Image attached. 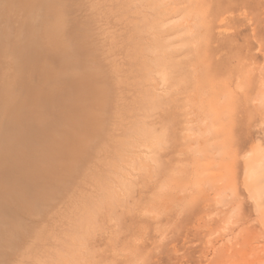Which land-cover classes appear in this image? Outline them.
I'll return each instance as SVG.
<instances>
[{"label":"rangeland","instance_id":"obj_1","mask_svg":"<svg viewBox=\"0 0 264 264\" xmlns=\"http://www.w3.org/2000/svg\"><path fill=\"white\" fill-rule=\"evenodd\" d=\"M28 2L0 0L4 86L30 90L13 125L26 185L0 186L14 201L0 264H264V0L37 1L31 25ZM139 125L156 143H127ZM28 138L45 143L34 169Z\"/></svg>","mask_w":264,"mask_h":264},{"label":"bare ground","instance_id":"obj_2","mask_svg":"<svg viewBox=\"0 0 264 264\" xmlns=\"http://www.w3.org/2000/svg\"><path fill=\"white\" fill-rule=\"evenodd\" d=\"M12 1V0H11ZM29 2V10H27L26 9V11H29L28 12V14L26 15L27 16V20H28V22L30 23V25H31V22H33V17L35 16V13H34V11H33V7H34V4L38 1L39 3H41L42 5L41 6H46L47 4H48V1L49 0H28ZM2 3V2H1ZM10 3V2H9ZM20 3V2H19ZM93 3V2H92ZM95 4V3H94ZM113 4V3H112ZM23 7V6H22ZM3 8V7H2ZM22 9H25V7L24 8H22ZM123 10V9H122ZM25 11V12H26ZM119 12V11H118ZM99 14H101V13H99ZM120 14V13H119ZM117 15V14H116ZM133 15V14H132ZM103 16V15H102ZM102 16H100V17H102ZM99 17V18H100ZM223 19V18H222ZM80 20V19H79ZM82 20V19H81ZM22 23V22H21ZM26 23V22H25ZM122 24H124V23H122ZM144 24V23H143ZM26 25V24H25ZM138 25V24H137ZM22 26H24L23 24H22ZM117 26V25H116ZM28 27H30V26H28ZM139 28H141V27H139ZM30 30V29H29ZM137 31H139V30H137ZM31 32V31H30ZM112 32V31H111ZM82 33V32H81ZM144 33V32H143ZM141 35V34H140ZM146 35V34H145ZM81 36V35H80ZM83 36V35H82ZM127 36V35H126ZM2 35H1V31H0V43H2ZM113 37V36H112ZM84 38V37H83ZM115 38V37H114ZM80 40V39H79ZM149 40V39H148ZM4 41V40H3ZM125 41H128V40H125ZM136 43V42H135ZM140 43V42H139ZM39 43H37V42H30L29 43V45L27 46V47H25V53H26V55H25V57L31 62L32 60L34 61V58H35V56L37 55V51H36V49H35V47L36 46H39L38 45ZM133 45V44H132ZM72 46H74V44L72 45ZM147 46V45H146ZM1 47V46H0ZM106 47H108V46H106ZM126 47H128V46H126ZM75 48V47H74ZM83 48V47H82ZM110 48H112V47H110ZM130 48V47H129ZM128 48V49H129ZM81 49V48H80ZM84 49V48H83ZM82 50V49H81ZM87 50V49H86ZM148 51V50H147ZM77 52V51H76ZM69 53V52H68ZM88 53V52H87ZM83 54H85V53H83ZM130 54H132V53H130ZM129 54V55H130ZM76 55V54H75ZM135 55H137V54H135ZM148 55V54H147ZM85 56V55H84ZM86 57V56H85ZM131 57H133V56H131ZM148 57H151V55L150 56H148ZM90 58V57H89ZM137 58H139V57H137ZM87 59V58H86ZM132 59V58H131ZM139 60V59H138ZM149 60V59H148ZM153 60V59H152ZM62 61H65V60H62ZM119 61V60H118ZM154 61V60H153ZM64 62H62L61 64H63ZM81 63V62H80ZM134 63V62H133ZM137 63V62H136ZM149 63H151V62H149ZM77 64V63H76ZM94 64V63H93ZM123 64V63H122ZM141 64V63H140ZM66 65V64H65ZM84 65V64H83ZM149 65H151V64H149ZM39 66V65H38ZM70 66V65H69ZM77 66H79V65H77ZM118 66V65H117ZM146 67H143V68H145V69H142V68H140L142 71H141V73L144 75V76H148V75H150V73H151V71H152V69H146V68H148L147 67V65H145ZM66 67V66H65ZM18 68V67H17ZM69 68V67H68ZM70 68H72L71 66H70ZM157 68V67H156ZM0 69H1V67H0ZM34 69V70H33ZM79 69V68H78ZM93 69V68H92ZM2 70V69H1ZM31 71L32 72V70H33V74H34V71L35 72H37L38 71V67L35 65V64H32L30 67L29 66H27V68H23L22 67V69H21V72H22V74L23 75H25L24 74V72L25 71ZM67 70V69H66ZM71 70V69H70ZM86 71H87V69H85ZM103 71V70H102ZM119 71V70H118ZM2 72H3V70L1 71V74H0V163L2 162V161H7L8 163H9V165L7 166V167H1L0 166V186H2V187H4V188H6L7 190H8V192L10 193L9 195H11V196H13V198L14 197H16L15 195L17 194V191H22L21 189L20 190H17V185L18 184H20V183H23L24 182V177H25V175L23 174V170L26 168V167H24V164H23V162H24V160H22V158L23 157H18V155H16L15 153H16V151H14V150H16L15 148H16V145H17V143H16V140H17V137L19 136V133L21 132V131H19V128H15V127H13V125L15 124V123H17L19 120H22V117L20 116V113H18L17 115H15V109L16 108H18V107H21V105H23L26 101H28V99L30 98V90L28 89V86H20V87H15V88H12V86H11V84L13 83V82H15L14 80H12L7 86H4V78H3V75H4V72H3V74H2ZM154 72H155V70H154ZM91 74V73H90ZM93 74V73H92ZM154 73H152L151 75H153ZM2 75V76H1ZM35 75V74H34ZM62 75H64L63 73H62ZM72 76V75H71ZM75 76V75H74ZM74 76H73V78L72 79H75L74 78ZM81 76L83 77V75L81 74ZM87 76V75H86ZM97 76V75H96ZM109 76V75H108ZM128 76V75H127ZM140 76H141V74H140ZM155 77H156V75H154ZM78 77V76H77ZM99 77V76H98ZM141 77H143V76H141ZM68 78V77H67ZM79 78V77H78ZM78 78H76V79H78ZM87 78H90V77H87ZM150 78V77H149ZM158 78V77H157ZM80 79V78H79ZM134 79V78H133ZM65 80V79H64ZM82 80V79H81ZM90 80V79H89ZM89 80H88V82H89ZM94 80V79H93ZM96 80V79H95ZM99 81L101 80V78H99L98 79ZM17 81H18V79H17ZM17 81H16V83H17ZM83 82V84H85V82L84 81H82ZM157 82V81H156ZM69 83V82H68ZM94 83V82H93ZM100 83V82H99ZM75 84H77V83H75ZM74 84V85H75ZM96 84H97V82H96ZM100 84H102V83H100ZM105 84V83H104ZM110 84V83H109ZM17 85V84H16ZM82 85V84H81ZM87 85H88V83H87ZM91 85H93L92 84V81H91ZM95 85V84H94ZM143 85V84H142ZM77 86H80V85H77ZM106 86H109V85H106ZM81 87H83V86H81ZM86 87V86H85ZM100 87V86H99ZM103 87L105 88V85H103ZM149 86H147V88H148ZM4 88H7V90H8V93H6V92H2V90L4 89ZM80 87H78V89H79ZM98 88V87H97ZM140 88H142V86L140 87ZM85 89V88H84ZM146 89V88H145ZM149 89V88H148ZM150 89H152V88H150ZM88 90H89V88H88ZM99 90V89H98ZM153 90V89H152ZM105 92H106V90H104ZM135 91H136V89H135ZM12 92V93H11ZM77 92H79V91H77ZM65 93V92H64ZM63 93V94H64ZM72 93V92H71ZM106 93H108V92H106ZM141 93V92H140ZM146 93H148V91L146 92ZM151 93H155V91H151ZM109 94V93H108ZM138 94V93H137ZM67 95V94H66ZM66 95H65V97H66ZM70 95V94H69ZM69 95H67V97L69 96ZM72 95V94H71ZM123 95V94H122ZM125 95V94H124ZM140 95H142V96H147V97H145V98H150V99H144V98H142V96H140ZM139 96H140V98H139V96H137L139 99H143V101H137V102H142L141 104H145L146 102H150L152 99H156V97L155 96H153V95H149V94H147V95H144V93H142V94H140ZM104 96V95H103ZM15 97L17 98V100L15 99ZM71 98H73V96H70ZM87 97H89L90 98V96H87ZM120 97H121V95H120ZM124 97V96H123ZM153 97V98H152ZM19 98V99H18ZM88 98V99H89ZM104 98V97H103ZM117 98V97H116ZM69 99V98H68ZM68 99H66V100H68ZM73 99H75V98H73ZM77 99V98H76ZM83 99H85V98H83ZM109 99V98H108ZM124 99V98H123ZM86 100V99H85ZM106 100V99H105ZM131 100V99H130ZM145 100H147V101H145ZM150 100V101H149ZM62 101V100H61ZM93 101H96V100H93ZM132 101V100H131ZM63 102V101H62ZM126 102V101H125ZM127 102H128V100H127ZM29 104H31L32 102L30 101V102H28ZM105 103V102H104ZM103 103V104H104ZM62 105L63 104H65V103H61ZM73 104V103H72ZM90 104H92V103H90ZM147 104H149V103H147ZM147 104H145L144 106H147ZM76 105V104H75ZM88 106V105H87ZM115 106V105H114ZM118 105H116V107H117ZM61 107V106H60ZM101 107V106H100ZM140 107H141V105H140ZM76 108H78L77 110H79V107L77 106ZM101 108H103V107H101ZM119 108V107H118ZM136 108V107H135ZM66 109V108H65ZM129 109V108H128ZM146 109V108H145ZM116 111H118V110H116ZM147 111V110H146ZM145 111V113H149V109H148V112H146ZM13 112V115H11L10 113H12ZM110 112V111H109ZM134 112V111H133ZM139 112V111H138ZM144 112V111H143ZM140 114V113H139ZM135 115H137V114H135ZM89 116V115H88ZM12 117V118H11ZM29 119H26V120H33L35 117L34 116H31L30 117V115L29 116H27ZM26 117V118H27ZM55 117H57L56 119H57V121L59 120V118H60V116H55ZM59 117V118H58ZM126 117V116H125ZM135 117V116H134ZM53 118V117H52ZM67 118V117H66ZM94 118V117H93ZM99 118V117H98ZM122 118V117H121ZM63 119H64V117H63ZM74 119V118H73ZM120 119V118H119ZM110 120V119H109ZM139 120V119H138ZM61 122L63 121L64 122V120H60ZM60 121H58V122H60ZM101 121V120H100ZM105 121V120H104ZM122 121V120H121ZM33 122V121H32ZM53 122V125H54V122H55V120H53L52 121ZM84 122V121H83ZM30 123V122H29ZM103 123V122H102ZM137 123V122H136ZM143 123V122H142ZM57 123H55V125H56ZM64 125H65V123H63ZM85 124H87V123H85ZM97 124V123H96ZM35 125V124H34ZM36 125H39V124H36ZM48 125V124H47ZM49 125H50V123H49ZM57 125H59V124H57ZM102 125H105V124H102ZM132 125V124H131ZM134 125H136V124H134ZM86 126H88V125H86ZM50 127H55V126H51L50 125ZM57 128H58V126H56ZM56 127H55V129H56ZM59 127H60V125H59ZM62 127V126H61ZM106 127V126H105ZM127 127H129V126H127ZM132 127V126H131ZM131 127H129V128H131ZM110 128V127H109ZM49 129V128H48ZM54 129V130H55ZM30 129H28L27 131L28 132H31V131H29ZM53 130V129H52ZM97 130V129H96ZM126 130H128V129H126ZM148 130H149V128H148ZM148 130H146L145 129V127L142 125V126H140L139 125V127H136V128H134V127H132L131 129H130V131L132 132V133H130L129 135H128V137H127V139H128V141L129 142H127L128 144H131L132 145V147H134V148H136V149H138V147L139 146H149L148 145V140H150V138L148 139V135H147V131ZM27 131H25L26 133H28ZM103 131V130H102ZM47 132V131H46ZM45 132V133H46ZM55 132V131H54ZM112 132V131H111ZM149 132V131H148ZM35 132H33V134H34ZM25 134V133H24ZM29 134V133H28ZM46 134H48V133H46ZM53 134H55V133H53ZM63 134V133H62ZM98 134V133H97ZM29 135H32V134H29ZM29 135H27L26 134V136H29ZM36 137H37V140H38V137H39V139H41L40 138V136H38L37 135V133L36 134H34ZM49 135H51V134H49ZM49 135H47V137L49 136ZM87 136H88V134H86ZM25 136V135H24ZM23 136V137H24ZM25 136V137H26ZM42 136V135H41ZM93 136H95V134H93ZM113 136V135H112ZM44 137V136H43ZM42 137V138H43ZM57 137V136H56ZM55 137V138H56ZM90 137V136H89ZM50 139V138H49ZM92 139V138H91ZM36 140V141H37ZM93 140V139H92ZM35 140H33V138H28L27 140H25L24 141V144L26 145L25 147H22V148H25V149H27L28 151H27V155L26 154H23V153H25L26 151L24 150V152L22 153L23 155H25V159H28L31 163V167H32V165H37L36 163H40L41 161V159H44V158H42V156H43V154H44V152H45V143H43V142H46V141H44V140H42V143L44 144L43 146H39V145H37V147L35 148L34 147V145H36V144H31V143H33ZM151 141V143L152 142H155V141H152V140H150ZM17 142H20L21 143V140H20V137H19V140L17 141ZM41 142V141H40ZM52 142V141H51ZM83 142H84V140H83ZM132 142H134L135 144L137 143L138 144V146L137 147H135L134 146V144L132 143ZM11 143V144H10ZM13 143V144H12ZM120 143V142H119ZM156 143V142H155ZM155 143H153V144H155ZM29 144H31V145H29ZM40 144V143H39ZM47 144H49V143H47ZM89 144H91V143H88V145ZM123 144H125V143H123L122 142V145ZM136 144V145H137ZM14 145H15V147H14ZM33 145V146H32ZM66 145V144H65ZM85 145V144H84ZM92 145V144H91ZM105 145V144H104ZM131 145H129L128 147H125L124 145V147L125 148H123V146H121V144H120V146H121V148H123V150H125V149H128L129 151H130V148H132V147H130ZM257 145V144H256ZM19 146V145H18ZM17 146V147H18ZM22 146V145H21ZM21 146H19V147H21ZM39 146V147H38ZM80 146V145H79ZM86 146V145H85ZM151 146V145H150ZM88 146H86V148H87ZM252 147V146H251ZM261 147V146H260ZM259 147V148H260ZM48 148V147H47ZM90 148H91V146H90ZM142 148V147H141ZM258 148V149H259ZM19 151H22L21 149H19V148H17ZM88 149V148H87ZM116 149H118V148H116ZM145 149V148H144ZM161 149H162V147H161ZM47 150V149H46ZM64 150V149H63ZM97 150V149H96ZM132 150V149H131ZM140 151V153L142 152L141 150H139ZM145 151H146V149H145ZM50 152V151H49ZM55 152V151H54ZM64 152H66V151H64ZM107 152V151H106ZM118 152V151H117ZM126 152H128V151H126ZM147 152V151H146ZM143 153V152H142ZM247 153V152H246ZM252 153V152H251ZM250 153V154H251ZM61 154V153H60ZM66 154V153H65ZM63 155V157H65L66 155ZM68 154V153H67ZM94 156H95V154H94V152L92 153ZM135 154V153H134ZM253 154V153H252ZM125 155V154H124ZM137 155V154H136ZM22 156V155H21ZM82 156V155H81ZM118 156V155H117ZM141 156H142V154H141ZM141 156H140V158H141ZM247 156H248V154H247ZM246 156V157H247ZM44 157V156H43ZM89 157V156H88ZM125 157V156H124ZM144 157V156H143ZM245 157V158H246ZM250 157V156H249ZM46 158V157H45ZM69 158H71V157H69ZM81 158V157H80ZM80 158H78V159H80ZM90 158V157H89ZM104 158H106V157H104ZM119 158V157H118ZM134 158V157H133ZM136 159H139V158H136ZM135 159V160H136ZM143 159V158H142ZM148 160V159H147ZM75 161H76V159H75ZM140 161V160H139ZM145 161V160H144ZM244 161H245V159H244ZM62 162V161H61ZM84 161H82V163H83ZM127 162H130V160L129 161H127ZM145 162H147V161H145ZM150 162V161H149ZM248 162V161H247ZM81 163V162H80ZM88 163V162H87ZM96 163V162H95ZM246 163V162H245ZM249 163V162H248ZM1 164H3V163H1ZM26 164H28V162L26 163ZM30 164H28V165H30ZM62 164V163H61ZM72 164V163H71ZM74 164H75V162H74ZM84 164V163H83ZM86 164V163H85ZM125 164H127V163H125ZM140 164V163H139ZM142 164H144L143 162H142ZM250 164V163H249ZM80 165V164H79ZM111 165V164H110ZM146 165V164H145ZM149 165H151V164H149ZM251 165V164H250ZM249 165V166H250ZM38 166V165H37ZM46 166V165H45ZM114 166V165H113ZM140 166V165H139ZM245 166V165H244ZM255 166V165H254ZM49 167V166H48ZM47 167V168H48ZM120 167V166H119ZM118 167V168H119ZM37 168V167H36ZM39 168V167H38ZM37 168V169H38ZM134 168V167H133ZM147 168V167H146ZM30 169H34L33 167L32 168H30ZM107 169V168H106ZM120 169V168H119ZM118 169V170H119ZM121 169H122V167H121ZM127 169V168H126ZM250 169V168H249ZM252 169V168H251ZM250 169V170H251ZM254 169V168H253ZM36 170V169H35ZM107 170H109V169H107ZM112 170V169H111ZM123 170V169H122ZM250 170H248L249 172H250ZM74 171V170H73ZM129 171V170H128ZM247 171V170H246ZM48 172H50L49 170H48ZM72 172V171H71ZM112 172V171H111ZM131 172V171H130ZM253 172V171H252ZM251 172V173H252ZM260 172V171H259ZM74 173V172H73ZM73 173H71V174H73ZM52 174L53 173H51V175H45V176H47V177H45V179L46 178H52V180H54V176H52ZM247 174H248V172H247ZM254 174V173H253ZM37 175H40V174H37ZM44 175V174H43ZM117 175V174H116ZM31 176V175H30ZM51 176V177H50ZM118 176V175H117ZM256 176V175H255ZM27 177V176H26ZM40 177V176H39ZM72 177V176H71ZM116 176H114V179H116L117 180V178H115ZM126 177V176H125ZM251 177H254V176H251ZM18 178L20 179V180H18ZM58 178V177H57ZM110 179V178H109ZM245 179V178H244ZM113 180V179H112ZM249 180H252V179H249ZM262 180H263V178H262ZM26 181V180H25ZM110 181V180H109ZM121 181V180H120ZM52 182V181H51ZM106 182V181H105ZM25 183V182H24ZM252 183V182H251ZM250 183V184H251ZM58 184V183H57ZM104 184V183H103ZM246 184V183H245ZM24 185H26V183L24 184ZM60 185V184H59ZM66 186V185H65ZM112 186V185H111ZM254 186V185H253ZM67 187V186H66ZM70 187V186H69ZM109 187V186H108ZM108 187H106V188H108ZM245 187H247L246 185H245ZM28 188H30V187H28ZM32 188V187H31ZM254 188V187H253ZM23 189V188H22ZM96 189H99V188H96ZM103 189V188H102ZM101 189V190H102ZM256 189V188H255ZM32 190V189H31ZM46 190V189H45ZM94 190V189H93ZM115 190V189H114ZM3 191V190H2ZM5 191V190H4ZM24 191V190H23ZM63 191V190H62ZM95 191H97V190H95ZM121 191V190H120ZM8 192H6V194H7V196L6 195H4L5 197H0V219H3V218H5V217H7V215H8V211H11V210H9V200L12 198L11 196H9L8 195ZM3 193V192H2ZM34 193V192H33ZM107 193V192H106ZM250 193V192H249ZM259 193V192H258ZM28 194V193H27ZM103 194H105V193H103ZM32 195V194H31ZM261 195V194H260ZM264 195V194H263ZM17 196H19V195H17ZM34 196V195H33ZM56 196V195H55ZM37 197H39L38 195H37ZM41 198V197H40ZM52 198V197H51ZM107 198H108V196H107ZM253 198H254V196H253ZM26 199H27V197H26ZM32 199H34V198H32ZM94 199V198H93ZM95 199H97V198H95ZM94 199V200H95ZM57 200V199H56ZM91 200V199H90ZM106 200V199H105ZM10 201H13V199L12 200H10ZM16 201H17V199H16ZM24 201V200H23ZM26 201V200H25ZM39 201H41V200H39ZM51 201H52V199H51ZM96 201V200H95ZM98 201V200H97ZM14 202V201H13ZM12 202V204H14ZM20 202V201H19ZM94 202V201H93ZM107 203L109 202V201H106ZM254 202H256V201H254ZM16 204H17V202H15ZM77 203V202H76ZM83 203H85V202H83ZM92 203V202H91ZM96 203V202H95ZM110 203V202H109ZM49 204V203H48ZM48 204H47V206H48ZM98 204H100V203H98ZM18 205V204H17ZM26 204H23V206H25ZM33 206H34V204H33ZM49 206H50V204H49ZM256 206H257V204H256ZM26 207V206H25ZM89 207H90V203H89ZM16 208V207H15ZM23 208V207H22ZM27 208V207H26ZM32 208V207H31ZM82 208H84V207H82ZM95 208V207H94ZM96 208H97V206H96ZM95 208V209H96ZM100 208V207H99ZM89 209H91V208H89ZM98 209V208H97ZM43 210H45V209H43ZM92 210V209H91ZM99 210V209H98ZM97 210V211H98ZM259 210V209H258ZM257 210V211H258ZM17 211V210H16ZM39 211H41L40 209H39ZM46 211V210H45ZM85 211V210H84ZM90 211V210H89ZM66 212V211H65ZM82 212V211H81ZM88 212V211H87ZM101 212V211H100ZM10 213V212H9ZM12 213V212H11ZM84 213V212H83ZM109 213H110V211H109ZM79 214V213H78ZM89 214V213H88ZM90 214H92V213H90ZM26 215V214H25ZM35 215V214H34ZM42 215V213L40 214V216ZM55 215V214H54ZM36 216V215H35ZM81 216V215H80ZM83 216V215H82ZM9 217V216H8ZM84 217V216H83ZM260 217V216H259ZM35 218V217H34ZM86 218H88L87 216H86ZM12 219V218H11ZM27 219V218H26ZM80 219H82L81 217L79 218V222H80ZM260 220V219H259ZM14 221V220H13ZM40 221V220H39ZM85 221V220H84ZM83 221V222H84ZM15 222V221H14ZM24 222V221H23ZM19 223V222H18ZM70 223H71V221H70ZM74 223H78V222H74ZM72 224V223H71ZM95 223H93L92 225H94ZM1 225V224H0ZM91 225V226H92ZM19 226H20V224H19ZM71 226H73V224L71 225ZM4 227V226H3ZM13 227H15L14 225H13ZM10 227H5L4 229H6L5 230V232H9V231H7L8 229H9ZM32 228V227H31ZM75 228V227H74ZM80 228V227H79ZM62 230H63V228H61ZM69 229H71L70 228V226H69ZM83 229H84V227H83ZM10 230V229H9ZM16 230V229H15ZM75 230V229H74ZM85 230H87V229H85ZM0 231H4L3 229H2V226H0ZM4 232V233H5ZM10 232H12V231H10ZM9 232V233H10ZM13 232H14V230H13ZM58 232H59V229H58ZM8 233V234H9ZM33 233V232H32ZM73 233V232H72ZM88 234H89V232H87ZM1 234H3V233H1ZM58 234V233H57ZM56 234V235H57ZM60 234H62V233H60ZM51 235V234H50ZM49 235V236H50ZM55 235V236H56ZM78 235H79V233H78ZM87 235V234H86ZM5 236H7V235H5ZM18 236V235H17ZM48 236V237H49ZM3 237H4V235H3ZM60 237V236H59ZM7 238H9V237H7ZM6 238V239H7ZM41 238H42V236H41ZM16 239H18V238H16ZM58 239H60V240H58ZM57 239V242L56 243H58V241H61V238H58ZM0 240H3V238H0ZM23 240V239H22ZM46 240H47V238H46ZM51 240V239H50ZM50 240H49V242H50ZM35 241V240H34ZM4 242V241H3ZM17 242V241H16ZM11 243V242H10ZM41 243V242H40ZM43 243H45V242H43ZM55 242H54V244H56ZM62 243V242H61ZM1 244H4V243H1ZM53 244V245H54ZM10 245V244H9ZM50 245H52V244H50ZM61 245H63V243L62 244H60V246ZM18 246V245H17ZM13 247V246H12ZM54 247V246H53ZM5 248V247H4ZM66 248V247H65ZM70 248V247H69ZM81 249H83V248H81ZM54 250V249H53ZM53 250H51V251H53ZM28 251V250H27ZM46 251H49L48 249L46 250ZM68 251H69V249H68ZM18 252V251H17ZM22 252V251H21ZM25 252V251H24ZM50 252V251H49ZM56 252H57V246H56ZM73 253H75L76 254V252H73ZM78 253V252H77ZM60 254V253H59ZM50 255V254H49ZM53 256V255H52ZM52 256L50 255V257L52 258ZM48 257V256H47ZM13 258V257H12ZM25 258V257H24ZM49 258V257H48ZM67 258H69V257H67ZM79 258V257H78ZM23 259V258H22ZM11 260V259H10ZM44 260V259H43ZM53 260V259H52ZM64 260H66V259H64ZM63 260V261H64ZM71 260V259H70ZM62 261V262H63ZM43 262V261H42ZM68 262V261H67ZM23 263V262H22ZM17 264V263H16ZM60 264H61V262H60Z\"/></svg>","mask_w":264,"mask_h":264}]
</instances>
